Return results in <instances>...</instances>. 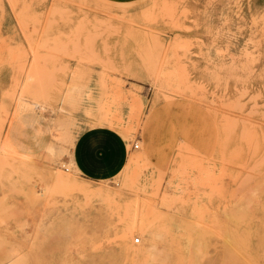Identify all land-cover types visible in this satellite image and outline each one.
Masks as SVG:
<instances>
[{
	"label": "rangeland",
	"instance_id": "obj_1",
	"mask_svg": "<svg viewBox=\"0 0 264 264\" xmlns=\"http://www.w3.org/2000/svg\"><path fill=\"white\" fill-rule=\"evenodd\" d=\"M0 264H264V0H0Z\"/></svg>",
	"mask_w": 264,
	"mask_h": 264
},
{
	"label": "crops",
	"instance_id": "obj_2",
	"mask_svg": "<svg viewBox=\"0 0 264 264\" xmlns=\"http://www.w3.org/2000/svg\"><path fill=\"white\" fill-rule=\"evenodd\" d=\"M129 2L134 0H107ZM74 166L85 176L99 179L123 168V140L114 131L93 128L78 134L72 145Z\"/></svg>",
	"mask_w": 264,
	"mask_h": 264
},
{
	"label": "bare ground",
	"instance_id": "obj_3",
	"mask_svg": "<svg viewBox=\"0 0 264 264\" xmlns=\"http://www.w3.org/2000/svg\"><path fill=\"white\" fill-rule=\"evenodd\" d=\"M237 219V218H236ZM145 225V224H144ZM144 225H142V226H144ZM149 226V225H148ZM145 227V226H144ZM150 227V226H149ZM149 227H147L146 229H145V231H146V234H147V239H148V246L146 247V248H144V247H141V246H138L137 247V249L138 248H140L142 251H145V253L146 252H150L151 251V247L153 246V244H154V234H153V232L151 231V229L149 228ZM127 233H124L123 235L125 236ZM129 246V245H128ZM134 246V245H133ZM130 247H131V245H130ZM129 247V248H130ZM133 248V247H132ZM133 249H135L136 250V248H133ZM141 251V252H142ZM144 254V253H143Z\"/></svg>",
	"mask_w": 264,
	"mask_h": 264
},
{
	"label": "built area",
	"instance_id": "obj_4",
	"mask_svg": "<svg viewBox=\"0 0 264 264\" xmlns=\"http://www.w3.org/2000/svg\"><path fill=\"white\" fill-rule=\"evenodd\" d=\"M131 146H132L133 148H137V147H138L137 139H135V140H133V141L131 142ZM136 240H138V238H135V241H136Z\"/></svg>",
	"mask_w": 264,
	"mask_h": 264
}]
</instances>
